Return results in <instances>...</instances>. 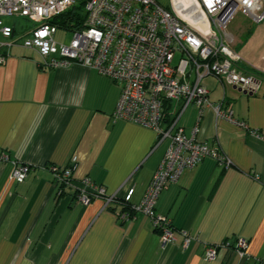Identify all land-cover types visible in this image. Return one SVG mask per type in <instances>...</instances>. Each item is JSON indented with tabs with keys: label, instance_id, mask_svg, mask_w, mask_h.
<instances>
[{
	"label": "crops",
	"instance_id": "1",
	"mask_svg": "<svg viewBox=\"0 0 264 264\" xmlns=\"http://www.w3.org/2000/svg\"><path fill=\"white\" fill-rule=\"evenodd\" d=\"M232 36L231 46L241 55ZM258 61L255 66L246 61L262 71L255 93L212 76L201 80L211 102L221 101L259 134L203 109L197 139L217 145L231 166L205 157L162 189L155 211L167 216L174 230V240L162 246L147 217L127 216V204L142 197L169 140L158 143L151 129L113 120L120 85L111 78L78 63L41 66L36 52L12 47L0 65V150L30 170L16 183L11 163L0 161V264L264 262V63ZM165 107L175 116L182 100ZM197 117L198 109L189 104L177 124L190 135ZM74 155L73 178L88 176L115 194L114 202L105 206L93 198L81 204L69 188L55 193L49 167L64 166ZM180 229L194 237L187 248L181 246ZM237 237L248 240V258L222 248L214 260L203 258L204 244Z\"/></svg>",
	"mask_w": 264,
	"mask_h": 264
},
{
	"label": "built area",
	"instance_id": "2",
	"mask_svg": "<svg viewBox=\"0 0 264 264\" xmlns=\"http://www.w3.org/2000/svg\"><path fill=\"white\" fill-rule=\"evenodd\" d=\"M81 1V27L60 29L51 22ZM191 1L181 3L187 5ZM194 1L208 18L209 34L179 19L157 0H0V65L9 50L17 46L36 52L41 66L58 68L78 63L94 69L120 85L113 120L124 119L151 129L158 143L169 140L142 197L135 204H127V216L139 212L147 217L158 231L162 246L174 240L170 219L155 211L162 189L176 183L185 169L193 168L205 157L213 158L223 168L231 166V160L217 145L197 139L203 109H212L216 118L247 129L253 136L259 134L234 117L232 110L224 109L221 101L211 102L201 80L212 76L247 93L259 89L262 71L250 66L231 46L233 36L227 26L237 13L261 22L264 0ZM5 17L24 18L30 25L18 33L17 25L5 23ZM59 30L71 34L68 42H56L54 36ZM167 100H182V107L164 124L163 104ZM189 104L198 109V117L190 135H186L177 122ZM0 161L11 163V180H25L28 164L11 159L4 150H0ZM77 162L74 155L65 166L49 167L52 187L70 188L81 204L93 198L102 199L105 206L114 202L115 194H107L104 186L88 176L73 178ZM179 233L182 248H187L194 237L185 229ZM203 248V258L209 261L216 258L221 248L232 250L242 260L250 256L244 237L204 244ZM257 264L264 262L259 260Z\"/></svg>",
	"mask_w": 264,
	"mask_h": 264
},
{
	"label": "rangeland",
	"instance_id": "3",
	"mask_svg": "<svg viewBox=\"0 0 264 264\" xmlns=\"http://www.w3.org/2000/svg\"><path fill=\"white\" fill-rule=\"evenodd\" d=\"M162 6L170 10L176 17L195 25V29L203 34H209L208 18L204 15L197 2L192 0L187 5H183L181 0H157ZM193 14V15H192ZM193 19L194 21H190ZM5 23L17 25V32L28 28L30 23L20 17H5ZM227 30L232 32L236 38V48L242 57L251 65L255 66L264 63V19L261 22H254L242 13H237L231 23L227 26ZM71 34L59 30L55 34L56 42H68ZM178 54L175 55L176 62ZM257 59V60H256ZM255 63V64H254Z\"/></svg>",
	"mask_w": 264,
	"mask_h": 264
},
{
	"label": "trees",
	"instance_id": "4",
	"mask_svg": "<svg viewBox=\"0 0 264 264\" xmlns=\"http://www.w3.org/2000/svg\"><path fill=\"white\" fill-rule=\"evenodd\" d=\"M82 5H83V1L73 5L72 7L64 11L62 14L52 19L51 22L57 24V26L60 29L72 30L74 28L81 27L83 17H84V14L82 12ZM259 76L261 77L262 74L260 73ZM168 102L170 101L167 100L163 104V120H167V122L171 121L174 118V116H172L171 114L167 112L168 109H166L165 107ZM53 189L55 190V193L57 192L56 194H59V191L63 193V191L66 188L64 187V185H59V186L53 187ZM73 194L74 193H72V195Z\"/></svg>",
	"mask_w": 264,
	"mask_h": 264
},
{
	"label": "water",
	"instance_id": "5",
	"mask_svg": "<svg viewBox=\"0 0 264 264\" xmlns=\"http://www.w3.org/2000/svg\"><path fill=\"white\" fill-rule=\"evenodd\" d=\"M239 91H242L243 93H245V94H252V93H247L246 91H244V90H241L240 88H237Z\"/></svg>",
	"mask_w": 264,
	"mask_h": 264
}]
</instances>
